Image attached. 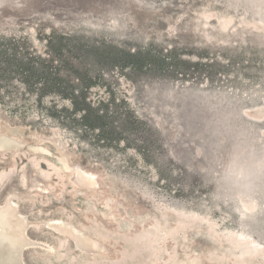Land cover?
<instances>
[{
  "label": "rangeland",
  "instance_id": "rangeland-1",
  "mask_svg": "<svg viewBox=\"0 0 264 264\" xmlns=\"http://www.w3.org/2000/svg\"><path fill=\"white\" fill-rule=\"evenodd\" d=\"M0 131L49 151L0 156V203L109 252L33 227L25 264H264V0H0Z\"/></svg>",
  "mask_w": 264,
  "mask_h": 264
},
{
  "label": "bare ground",
  "instance_id": "bare-ground-1",
  "mask_svg": "<svg viewBox=\"0 0 264 264\" xmlns=\"http://www.w3.org/2000/svg\"><path fill=\"white\" fill-rule=\"evenodd\" d=\"M54 145L56 150L59 149L57 150L58 154V151L62 150V146L58 142H54ZM41 146H37L35 144L25 145L15 136L0 131V156L4 154L13 155L21 149H24L26 150V152H29L33 155L49 153L46 148ZM66 155L62 152H59V154L55 157V162L58 166H60L59 169L61 170V173H63V175H72L71 171L73 170V181L74 179L77 181L74 182L86 189L90 187L93 188V186H95L96 184L95 175L81 169V167H71L70 165H68L69 160L67 158L68 155ZM29 185L31 186V189L28 188L30 190L25 191L27 193H30L31 191H37L43 194L46 193L47 188L44 189V185L38 183L37 181L35 183L32 181V185ZM13 188L14 187H12V189L10 188L6 200L3 203H0V264H25L22 260L23 258L21 257V254L26 247H31V245L34 244V241L31 240L27 234V231L33 227H41L46 230H50L57 235L68 238L69 240L72 239L76 243L74 246H78V248L86 254H98L102 256H106L109 254L108 247L102 241L83 232L80 228L74 226L71 222L63 220L61 218H51L36 223L30 221L28 216L20 212V209L18 208L19 205L14 201V198L19 199V196L18 192L16 193L17 190L15 191L16 188ZM110 201L111 200L108 199L107 203H110ZM114 204H112V206ZM84 205L87 208V212L89 213V215L96 216V206L93 203L86 200L84 201Z\"/></svg>",
  "mask_w": 264,
  "mask_h": 264
},
{
  "label": "water",
  "instance_id": "water-1",
  "mask_svg": "<svg viewBox=\"0 0 264 264\" xmlns=\"http://www.w3.org/2000/svg\"><path fill=\"white\" fill-rule=\"evenodd\" d=\"M74 180H75V179H74ZM75 181H76V180H75ZM76 182H77V181H76ZM72 241H73V240H72ZM73 243L76 244L75 241H73ZM76 248H78V246H76Z\"/></svg>",
  "mask_w": 264,
  "mask_h": 264
},
{
  "label": "trees",
  "instance_id": "trees-1",
  "mask_svg": "<svg viewBox=\"0 0 264 264\" xmlns=\"http://www.w3.org/2000/svg\"><path fill=\"white\" fill-rule=\"evenodd\" d=\"M16 81V80H15Z\"/></svg>",
  "mask_w": 264,
  "mask_h": 264
}]
</instances>
